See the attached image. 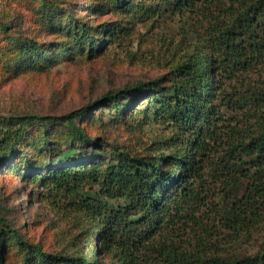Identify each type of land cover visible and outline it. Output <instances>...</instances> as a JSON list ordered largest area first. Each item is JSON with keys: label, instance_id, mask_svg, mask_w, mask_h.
Instances as JSON below:
<instances>
[{"label": "trees", "instance_id": "16d2710c", "mask_svg": "<svg viewBox=\"0 0 264 264\" xmlns=\"http://www.w3.org/2000/svg\"><path fill=\"white\" fill-rule=\"evenodd\" d=\"M202 1L197 10L209 13L205 44L172 68L175 78L169 87L162 85L163 79L139 83L125 93H107L74 115L2 120L0 162L16 153L23 122L35 120L44 129V141L50 139V125L67 124L76 143L95 147L76 118L113 104L123 113L128 105L120 100L132 92L149 99L147 121L154 118L176 129L161 143L167 152L121 153V166L93 160L98 151L91 162L62 167L64 161L56 160L47 166L43 185L70 208L84 211L98 230V240L90 252L76 256L49 255L29 245L41 264H264V249L237 257L225 247L264 219V0H231L230 6L224 5L226 0ZM196 5L197 0H183L176 8ZM211 7L216 15L208 11ZM65 31L77 47L86 38L93 48L92 31L85 25ZM58 45L61 55L69 52L63 43ZM258 68L259 79L253 82L248 74ZM239 83L242 92L235 87ZM95 188L96 195H86ZM6 235L25 244L0 214V264H6Z\"/></svg>", "mask_w": 264, "mask_h": 264}, {"label": "rangeland", "instance_id": "374dc122", "mask_svg": "<svg viewBox=\"0 0 264 264\" xmlns=\"http://www.w3.org/2000/svg\"><path fill=\"white\" fill-rule=\"evenodd\" d=\"M178 1L183 0H0V139L6 118L74 115L107 93H125L139 83L163 79L162 85L169 87L175 78L172 68L204 46L209 22V13L197 10L202 0L196 8L183 10L176 8ZM231 3L226 0L224 5ZM208 11L217 14L214 7ZM81 25L92 31L93 48L86 38L77 47L65 31ZM112 33L116 38H109ZM59 43L69 52L61 55ZM257 71L248 74L253 82L259 79ZM242 84L235 86L238 91L244 90ZM124 98L120 101L128 106L123 113L113 104L76 118L95 147L76 143L67 124L50 125V139L44 141V129L36 120L23 122L16 153L0 162V214L25 241L20 245L5 236L6 264H41L29 245L49 255L76 256L90 252L98 240V230L85 212L70 208L43 185L47 166L56 160L64 161L62 167L75 166L85 159L115 167L123 164L121 153L167 152L161 143L176 129L154 118L147 121L149 99L142 100L139 93ZM134 109L140 113L135 115ZM153 112L149 109L148 114ZM95 151L100 155L91 160ZM96 190L86 195L92 197ZM225 247L237 257L262 251L264 219ZM99 258L108 261L101 254Z\"/></svg>", "mask_w": 264, "mask_h": 264}]
</instances>
